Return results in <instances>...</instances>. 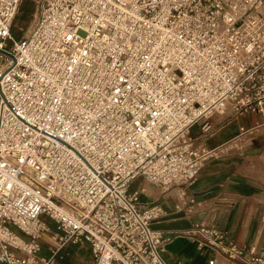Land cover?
Instances as JSON below:
<instances>
[{
	"label": "built area",
	"instance_id": "1",
	"mask_svg": "<svg viewBox=\"0 0 264 264\" xmlns=\"http://www.w3.org/2000/svg\"><path fill=\"white\" fill-rule=\"evenodd\" d=\"M36 1L15 37L25 1L0 0V264H56L71 245L93 264H170L176 237L208 264H264L215 224L153 227L189 214L202 168L252 136L209 146L215 118L264 112L263 1Z\"/></svg>",
	"mask_w": 264,
	"mask_h": 264
},
{
	"label": "crops",
	"instance_id": "2",
	"mask_svg": "<svg viewBox=\"0 0 264 264\" xmlns=\"http://www.w3.org/2000/svg\"><path fill=\"white\" fill-rule=\"evenodd\" d=\"M260 9L264 15V1ZM215 123L209 146L237 136L242 127L253 133L239 150L213 159L202 168L187 189V193L194 196V202L186 204L189 214L174 213L154 222L153 227L172 231L202 220L227 232L239 245L264 252V112H249L226 120L215 118ZM194 128L192 134H199L200 129L195 131ZM152 192L158 193L157 190ZM173 196L170 204L177 202L176 195ZM143 200L146 202L149 198L144 196ZM74 247L66 248L68 255ZM163 256L170 264H208L215 254L208 247L199 248L189 238L176 237L166 245ZM90 258L93 264L91 252ZM217 259L219 264H224L222 258ZM65 260L59 262L71 264Z\"/></svg>",
	"mask_w": 264,
	"mask_h": 264
},
{
	"label": "rangeland",
	"instance_id": "3",
	"mask_svg": "<svg viewBox=\"0 0 264 264\" xmlns=\"http://www.w3.org/2000/svg\"><path fill=\"white\" fill-rule=\"evenodd\" d=\"M24 5L23 8L26 10H21V13L17 16L14 25H13V34L15 37H20L22 36V30L24 28H27L32 20L34 19V16L31 15V12H35V8L37 6V1L36 0H24ZM41 1V0H40ZM264 1V0H262ZM26 30V29H25ZM199 125H196L194 130L196 131L199 127ZM143 180L138 178L133 182L132 188L135 189L139 187V185H142ZM146 187H151L150 185L146 184ZM156 192V189L152 188ZM174 192H178V196L182 199V195H180L181 190L176 189ZM49 223H53L52 221H49ZM51 225V224H50ZM53 228V225H51ZM67 260L71 262V264H90L91 258H90V250L86 247L78 248L77 246L74 248H70V254L67 257ZM56 264H61L59 261L56 262Z\"/></svg>",
	"mask_w": 264,
	"mask_h": 264
},
{
	"label": "bare ground",
	"instance_id": "4",
	"mask_svg": "<svg viewBox=\"0 0 264 264\" xmlns=\"http://www.w3.org/2000/svg\"><path fill=\"white\" fill-rule=\"evenodd\" d=\"M147 191H153L151 187H146ZM45 239L48 240L49 242L55 243V239L52 236H45Z\"/></svg>",
	"mask_w": 264,
	"mask_h": 264
},
{
	"label": "trees",
	"instance_id": "5",
	"mask_svg": "<svg viewBox=\"0 0 264 264\" xmlns=\"http://www.w3.org/2000/svg\"><path fill=\"white\" fill-rule=\"evenodd\" d=\"M65 261H67V259Z\"/></svg>",
	"mask_w": 264,
	"mask_h": 264
}]
</instances>
